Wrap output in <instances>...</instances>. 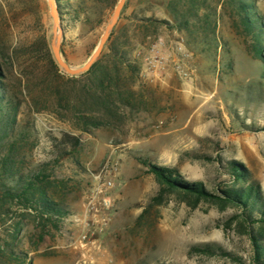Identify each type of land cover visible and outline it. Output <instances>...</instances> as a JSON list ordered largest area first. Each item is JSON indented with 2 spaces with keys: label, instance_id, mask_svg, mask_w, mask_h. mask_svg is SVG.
I'll return each mask as SVG.
<instances>
[{
  "label": "rangeland",
  "instance_id": "obj_1",
  "mask_svg": "<svg viewBox=\"0 0 264 264\" xmlns=\"http://www.w3.org/2000/svg\"><path fill=\"white\" fill-rule=\"evenodd\" d=\"M222 2L208 0L214 16L204 38L178 31L166 0H126L111 33L130 45L138 70L123 73L122 102L91 75L56 64L46 0H0V53L28 136L24 171L46 165L64 213L47 221L12 206L0 221V264H250V243L230 222L236 210L176 194L158 204L159 185L142 165L176 168L214 191L232 185L227 169L238 163L264 203V61L234 32ZM254 3L264 28V0ZM114 6H90L79 21L58 10L69 67L87 62ZM148 19L165 23L153 29ZM63 134L79 147L59 159L52 138ZM252 230L264 247V227ZM202 245L229 257L191 251Z\"/></svg>",
  "mask_w": 264,
  "mask_h": 264
},
{
  "label": "trees",
  "instance_id": "obj_2",
  "mask_svg": "<svg viewBox=\"0 0 264 264\" xmlns=\"http://www.w3.org/2000/svg\"><path fill=\"white\" fill-rule=\"evenodd\" d=\"M117 1L55 0V3L57 10L64 9L72 19L79 21L89 18L90 6H110ZM222 4L231 20L234 32L249 39L253 56L264 61V28L256 12L254 0H223ZM166 10L174 20L178 31L186 32L190 37H208L214 16V11L208 9V0H166ZM147 22L153 29H156L158 24L165 23L155 19H148ZM106 44L107 52L103 53L83 75H91L95 84L101 89L113 88L115 97L123 102L124 93L119 90L124 87L121 84L123 73L125 71L136 73L138 68L130 61V45L126 46L124 41H120L119 37H113L112 33ZM50 60L56 68L54 60L52 58ZM8 84V76L0 53V221L14 205L31 210L40 219L45 218L44 220L49 221L55 216L64 214L55 200L57 199L53 190L55 182L45 169L46 165L36 172L24 171V159L20 154L27 145L28 136L25 132L19 131L17 123L19 107L22 103L18 94L10 89ZM112 95L113 93L110 95L107 92L103 98L111 100ZM52 141L56 157L59 159L72 156L79 147V140L71 134L53 137ZM142 165L159 185L160 197L154 199L158 204L163 195L176 194L192 206L203 201L216 205L220 210L226 208L236 210L237 214L231 217L230 222H236L238 232L250 243V264H264V247L252 230L254 224L258 225V228L264 227V203L260 186L252 181L247 182L248 173L244 166L231 163L227 172L232 179V185L225 189L218 186L214 191H210L201 182L186 181L176 168L160 166L148 161H142ZM240 183H243L242 187H238ZM191 251L206 256L229 257L227 252L210 245L192 247ZM3 254L4 245L0 243V263Z\"/></svg>",
  "mask_w": 264,
  "mask_h": 264
},
{
  "label": "water",
  "instance_id": "obj_3",
  "mask_svg": "<svg viewBox=\"0 0 264 264\" xmlns=\"http://www.w3.org/2000/svg\"><path fill=\"white\" fill-rule=\"evenodd\" d=\"M47 6L49 9V14L52 21V32H51V39H50V48L52 52L53 59L55 60L56 64L61 68L63 72L68 74L69 76H78L80 74H83L87 72L90 67L93 65V63L98 59L100 56L104 45L109 39V36L111 34L112 29L114 28L115 24L117 23V20L119 18L120 12L126 2V0H118L117 3L114 6V9L112 11V14L110 18L108 19V22L104 28V31L98 41V44L96 48L94 49L93 53L87 60V62L79 67V68H71L68 66V64L62 59L61 53H60V44L62 39V31L60 27V21H59V15L57 6L55 3V0H46Z\"/></svg>",
  "mask_w": 264,
  "mask_h": 264
}]
</instances>
